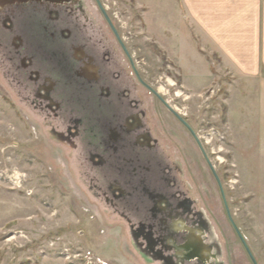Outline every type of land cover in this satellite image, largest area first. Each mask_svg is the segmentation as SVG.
Instances as JSON below:
<instances>
[{"label":"rangeland","instance_id":"rangeland-1","mask_svg":"<svg viewBox=\"0 0 264 264\" xmlns=\"http://www.w3.org/2000/svg\"><path fill=\"white\" fill-rule=\"evenodd\" d=\"M147 12L139 0L1 7L0 264H252L225 203L264 264V88L217 56L210 71L180 68L174 41L154 31ZM73 47L94 61L98 83L76 77ZM30 71L56 82L49 100L58 109L38 96ZM134 116L140 127L124 131L132 117L127 127L138 125Z\"/></svg>","mask_w":264,"mask_h":264},{"label":"crops","instance_id":"crops-1","mask_svg":"<svg viewBox=\"0 0 264 264\" xmlns=\"http://www.w3.org/2000/svg\"><path fill=\"white\" fill-rule=\"evenodd\" d=\"M139 1L152 11L154 31L174 41L180 68L210 71L217 56L218 65L264 88V0Z\"/></svg>","mask_w":264,"mask_h":264},{"label":"flooded vegetation","instance_id":"flooded-vegetation-1","mask_svg":"<svg viewBox=\"0 0 264 264\" xmlns=\"http://www.w3.org/2000/svg\"><path fill=\"white\" fill-rule=\"evenodd\" d=\"M15 2H16V0H15ZM15 2H13V3H15ZM13 3H10V4H3V5H1L0 6V10H1V7H3V6H5V5H11V4H13ZM1 4V3H0ZM105 12V11H104ZM102 13V12H101ZM106 14V13H105ZM48 15H49V18H50V20L51 21H57L58 20V18H59V13L58 12H56V11H50L49 13H48ZM103 15V14H102ZM107 15V14H106ZM104 17V16H103ZM107 17H108V15H107ZM105 19V18H104ZM108 19L110 20V18L108 17ZM106 21V20H105ZM110 22L112 23V21L110 20ZM106 23H107V21H106ZM11 25H12V23H11V21H9V19H7L6 20V23H4V26L7 28V29H11ZM107 25H108V23H107ZM113 25V24H112ZM108 27L110 28V26L108 25ZM114 27V26H113ZM114 29H115V27H114ZM110 30H111V28H110ZM116 30V29H115ZM111 32L113 33V31L111 30ZM116 33H117V31H116ZM118 34V33H117ZM61 35H62V37L63 38H68L69 36H68V34L66 33V32H62L61 33ZM113 35H114V33H113ZM114 37L116 38V40H117V42H118V44L120 45V47H121V49L123 50V52L125 53V55L127 56V58L128 59H130V57H129V55H128V52L126 51V48H125V46L123 45V43H122V41H121V39H120V37H119V35H118V37H119V39H120V41H118V39H117V37L114 35ZM121 42V43H120ZM122 44V45H121ZM12 46H13V49L15 50V51H19V49L22 47V41H21V39H18V38H15L14 39V41H13V43H12ZM72 52H73V59L77 62V63H79V64H81V68H79V70L76 72V77L77 78H79V79H82V80H84V81H86V82H90V83H98L99 81H100V75H99V69L97 68V67H95V64H94V61L92 60V59H90L88 56H86V54H85V52H84V49L83 48H81V47H73V49H72ZM81 53L82 54H84V56H85V58H83V59H81V57H80V55H81ZM131 63V62H130ZM20 66H21V69H23V70H28V69H30V67H31V60L30 59H24V60H21V62H20ZM87 65H88V67H87ZM131 65H132V63H131ZM133 66V65H132ZM87 67V68H86ZM89 67H92V68H94V70L96 71V73H97V79H92V80H89V78H91V77H89V76H91L92 75V71L90 70V68ZM86 68V69H85ZM82 70H84L83 71V75L81 74V71ZM30 73V76H29V79H30V81H32V82H34L36 85H37V91H38V96L40 97V98H44V99H46V100H48V101H50V105H51V107L53 108V107H56V109H58V106H56L55 105V103H53L52 102V100H49V97H50V95L55 91V89H56V87H57V84H56V82L52 79V78H50V77H42L41 75H40V73L39 72H35V71H30L29 72ZM139 81V83H141L142 84V82L140 81V80H138ZM142 85H144V87H145V84L143 83ZM150 88V87H149ZM154 91V90H153ZM105 94H102V97H109V95H108V93L109 92H107V91H105L104 92ZM153 94V93H152ZM154 95V94H153ZM155 96V95H154ZM156 97V96H155ZM157 98V97H156ZM158 99V98H157ZM159 100V99H158ZM160 101V100H159ZM161 102V101H160ZM166 102V101H165ZM163 104V103H162ZM168 105V104H167ZM170 107V106H169ZM173 110V109H172ZM174 111V110H173ZM134 117H136V116H134ZM133 118V117H132ZM132 118H130V119H128L127 121H126V123H125V125H123V129H124V131H126V132H129V131H135L136 129H138L139 127H140V125H139V119H138V117H136L137 119H138V125H136V127L135 128H132V129H129L128 127H127V122L128 121H130V120H132ZM182 119V118H181ZM183 120V119H182ZM179 121V120H178ZM184 121V120H183ZM132 122V121H131ZM185 122V121H184ZM181 123V122H180ZM185 124H186V122H185ZM182 125H184V124H182ZM187 125V124H186ZM185 126V125H184ZM188 126V125H187ZM186 127V126H185ZM189 127V126H188ZM187 128V127H186ZM190 128V127H189ZM191 129V128H190ZM115 131V130H114ZM188 131H189V129H188ZM116 133H117V130L115 131ZM190 132V131H189ZM193 132V131H192ZM191 133V132H190ZM74 134H75V130H72V132H71V136H74ZM111 134H113V135H115V133H112L111 132ZM192 135V134H191ZM114 137V136H113ZM112 137V138H113ZM70 138L69 137H67V139L65 138V137H61V135H60V142H64V143H66L67 142V140H69ZM69 142V141H68ZM202 152V151H201ZM203 153V152H202ZM114 187H112L111 188V192L113 193L116 189H117V187L115 188V189H113ZM192 244L193 243H195V242H197V239H195V237L194 236H192L191 235V238H190V240H189ZM189 248V244L187 245V248H185V247H181L180 249H179V251H178V253H177V255H178V258H180V259H182L183 257H184V255H185V253L188 251L187 249Z\"/></svg>","mask_w":264,"mask_h":264},{"label":"water","instance_id":"water-1","mask_svg":"<svg viewBox=\"0 0 264 264\" xmlns=\"http://www.w3.org/2000/svg\"><path fill=\"white\" fill-rule=\"evenodd\" d=\"M98 3V2H97ZM98 7H99V9H100V11L102 12V14H103V16H104V18H105V20L107 21V23H108V25L110 26V28H111V30L113 31V33H114V35L117 37V39H118V41H120V39H119V37H118V34L116 33V30L114 29V27H113V25H112V23L110 22V20L108 19V17H107V15L105 14V12H104V10H103V8H102V6L98 3ZM121 43V42H120ZM122 45V44H121ZM145 87L151 92V93H153L160 101H161V103H163V105L182 123V124H184L186 127H187V129H189V131L191 132V134H192V136L193 137H195V135H194V133L192 132V130L185 124V122L167 105V103L155 92V91H153L151 88H149L148 86H146L145 85ZM210 169H211V171H212V173H213V175H214V178H215V180H216V182H217V184H218V186H219V189H220V192H221V195H222V198H223V200H224V195H223V191H222V187H221V184H220V181H219V179L217 178V176H216V174L214 173V171H213V169H212V167L210 166ZM224 203H225V200H224ZM225 207H226V211H227V216H228V219H229V221H230V223H231V225H232V227H233V229H234V231H235V233H236V235H237V237L239 238V240L241 241V243H242V245H243V247H244V249H245V251L247 252V254H248V256H249V258H250V260H251V262H252V264H257L256 263V261H255V259H254V257H253V255L251 254V252H250V250L248 249V247H247V245H246V243H245V241H244V239H243V237H242V235L240 234V232H239V230L237 229V227L235 226V224L233 223V221H232V219H231V217H230V214H229V211H228V208H227V206H226V203H225Z\"/></svg>","mask_w":264,"mask_h":264},{"label":"bare ground","instance_id":"bare-ground-1","mask_svg":"<svg viewBox=\"0 0 264 264\" xmlns=\"http://www.w3.org/2000/svg\"><path fill=\"white\" fill-rule=\"evenodd\" d=\"M15 2V0H0V6L3 5V4H10V3H13Z\"/></svg>","mask_w":264,"mask_h":264},{"label":"built area","instance_id":"built-area-1","mask_svg":"<svg viewBox=\"0 0 264 264\" xmlns=\"http://www.w3.org/2000/svg\"><path fill=\"white\" fill-rule=\"evenodd\" d=\"M86 260H87V262L90 263V264H92V262H94V261H95L94 263H96V264H101L100 261H98V259H94V260L91 259V260H90L89 258H86ZM91 261H92V262H91ZM94 263H93V264H94Z\"/></svg>","mask_w":264,"mask_h":264}]
</instances>
